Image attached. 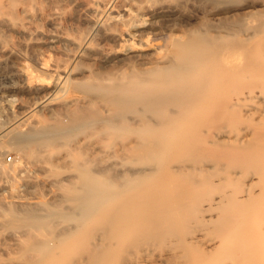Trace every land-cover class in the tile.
<instances>
[{"label":"bare ground","instance_id":"bare-ground-1","mask_svg":"<svg viewBox=\"0 0 264 264\" xmlns=\"http://www.w3.org/2000/svg\"><path fill=\"white\" fill-rule=\"evenodd\" d=\"M243 1L0 0L40 94L0 126V264H264V11L191 12Z\"/></svg>","mask_w":264,"mask_h":264},{"label":"rangeland","instance_id":"rangeland-1","mask_svg":"<svg viewBox=\"0 0 264 264\" xmlns=\"http://www.w3.org/2000/svg\"><path fill=\"white\" fill-rule=\"evenodd\" d=\"M234 8L235 9H232L231 11H223L221 13L212 14L209 13V10L206 9V6H202L201 8H192L191 12L194 18H209L216 21L222 18L223 21L224 19L236 18L239 15L252 11H264V0H244L240 4L235 5ZM3 31L4 30L0 28V42H3L1 39ZM1 54L2 53H0V105L2 109L0 110V126L9 125L10 120L14 115V111L17 112L18 104L21 103V101H29L40 95L35 94L34 96L16 89L20 84L23 83V79L17 75L11 74V61L8 59L6 60V58H4ZM2 58H4V60ZM13 148L14 147L8 148L9 150H7L4 155L2 154L0 159L7 163H13L18 160L20 154L16 148ZM0 191L2 193L5 192V190Z\"/></svg>","mask_w":264,"mask_h":264}]
</instances>
